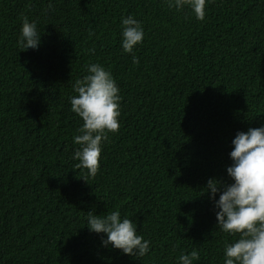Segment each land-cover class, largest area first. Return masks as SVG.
I'll return each mask as SVG.
<instances>
[{
    "label": "trees",
    "instance_id": "trees-1",
    "mask_svg": "<svg viewBox=\"0 0 264 264\" xmlns=\"http://www.w3.org/2000/svg\"><path fill=\"white\" fill-rule=\"evenodd\" d=\"M128 15L144 30L135 64L120 48ZM23 17L36 50L18 43ZM93 62L120 89V126L87 177L69 97ZM262 124L264 0H211L203 21L167 0H0V264H177L193 248L194 264H223L235 237L202 190L231 183L232 138ZM90 210L132 219L149 253L103 247Z\"/></svg>",
    "mask_w": 264,
    "mask_h": 264
},
{
    "label": "clouds",
    "instance_id": "clouds-1",
    "mask_svg": "<svg viewBox=\"0 0 264 264\" xmlns=\"http://www.w3.org/2000/svg\"><path fill=\"white\" fill-rule=\"evenodd\" d=\"M209 3L211 0H167V7L177 12L187 8L195 20L203 21ZM143 38L139 20L132 15L121 17L120 48L123 53L132 54L134 64L138 63L134 49ZM18 43L24 51L38 49L41 35L35 20L22 18ZM85 71L82 79L72 84L76 94L69 97L70 110L83 121L72 137L78 145L72 159L78 161L75 169L94 177L99 169L102 142L119 129L121 97L115 79L103 65L88 63ZM231 145L228 153L231 164L226 166L231 183L211 177L202 192L213 203L216 229L235 237L231 243L224 244L223 264H264V124L237 131ZM85 226L90 232L103 234V247L117 249L133 258L145 257L150 251V241L138 234L134 221L122 218L119 211L100 215L90 210ZM198 259L199 252L193 248L181 253L177 264H194Z\"/></svg>",
    "mask_w": 264,
    "mask_h": 264
}]
</instances>
